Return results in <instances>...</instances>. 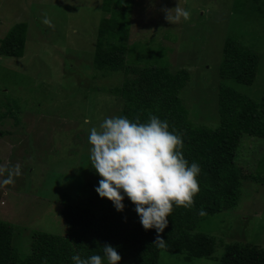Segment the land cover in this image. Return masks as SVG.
<instances>
[{"label": "rangeland", "instance_id": "374dc122", "mask_svg": "<svg viewBox=\"0 0 264 264\" xmlns=\"http://www.w3.org/2000/svg\"><path fill=\"white\" fill-rule=\"evenodd\" d=\"M241 1L245 8L236 12L233 0H125L131 7L124 17L130 23L127 43L153 50L167 45L173 49L171 65L181 64L190 73L180 97L189 109L192 135L202 138L201 144L209 142L208 131L216 133L217 85L221 84L217 69L227 38L255 51L259 64L252 86L223 84L254 101L264 85V0ZM102 2L0 0V40L17 24L28 27L23 56L0 57V113L16 100L19 110L11 111L20 118V124L10 118L0 122V222L14 226L24 251L36 244V232H65L60 218L63 195H76L74 203L82 207L99 205L95 188L87 184L89 180L98 186L99 180L90 166L88 135L93 127L99 130L103 119L115 116L117 99L105 91L122 80L121 74L112 73L95 80L97 84L91 81ZM162 2L166 6L160 9ZM177 6L190 12L188 20L166 19ZM161 11L163 18L158 16ZM261 156L264 142L244 136L235 163L253 178L261 170ZM240 191L234 209L208 217L198 226L197 231L216 238L211 258L187 264H215L223 247L238 241L264 247V183L245 179ZM158 264L183 261L161 253Z\"/></svg>", "mask_w": 264, "mask_h": 264}, {"label": "trees", "instance_id": "16d2710c", "mask_svg": "<svg viewBox=\"0 0 264 264\" xmlns=\"http://www.w3.org/2000/svg\"><path fill=\"white\" fill-rule=\"evenodd\" d=\"M233 2L236 12L244 6L241 0ZM164 6L166 3L162 2L160 9ZM130 8L125 0H103L104 15L97 27L90 64L91 81L97 84L95 80L102 76L121 74L120 84L105 91L117 99L115 116L146 122L149 115H156L167 120L169 130H175L182 137L185 159L189 164L198 163L201 169L197 176L200 190L193 198V205L190 208L173 207L167 217V227L159 234L166 247L159 248L154 244L157 233L154 229L145 231L141 227L134 205L127 198L123 201V211L117 212L111 202L99 198L96 192L94 195L99 201L96 209L82 207L74 203L76 195L65 194L60 200V218L65 232L62 235L34 233L36 244L31 245L29 251L22 249L14 226L0 222V264H72L71 256L102 254L101 248L105 244L115 247L121 258H127L122 264H158L161 253L173 255L183 264L210 259L216 238L197 231L200 222L234 209L241 195L242 180L264 183V159L260 160V172L253 178L235 163L242 137L264 142V85L254 101L223 84L230 81L252 86L259 55L234 38L224 41L217 69L221 84L217 85L216 133L208 131L209 142L201 144L204 140L192 135L194 125L189 109L183 95L180 97L191 78L190 73L180 68L181 64L175 68L171 65L169 54L173 49L167 45L153 50L144 44L127 43L130 23L124 17L129 15ZM254 10L260 11L259 8ZM158 16L163 18V11ZM27 28L26 23H20L8 31L0 40V57L23 56ZM10 103L13 106H9ZM8 104L7 112L0 113V122L10 118L20 124L16 114L19 110L17 101L11 100ZM12 108L17 111L12 112ZM87 184L93 188L97 186L89 180ZM223 248L215 264H264L262 246L238 241Z\"/></svg>", "mask_w": 264, "mask_h": 264}, {"label": "clouds", "instance_id": "9594fccd", "mask_svg": "<svg viewBox=\"0 0 264 264\" xmlns=\"http://www.w3.org/2000/svg\"><path fill=\"white\" fill-rule=\"evenodd\" d=\"M171 11V10H170ZM166 19L188 20L190 12L175 7ZM90 166L99 177L94 191L101 199L111 202L117 212L124 209L127 198L141 227L157 233L155 245L165 248L159 234L168 225L173 207L190 208L199 192L198 163L189 164L183 154V139L169 130L167 120L149 115L146 122L130 120L120 115L105 118L99 130H89ZM102 254L71 256L72 264H119L117 249L105 244Z\"/></svg>", "mask_w": 264, "mask_h": 264}]
</instances>
